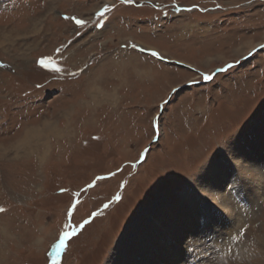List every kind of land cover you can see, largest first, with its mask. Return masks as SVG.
Masks as SVG:
<instances>
[{
  "label": "rangeland",
  "instance_id": "rangeland-1",
  "mask_svg": "<svg viewBox=\"0 0 264 264\" xmlns=\"http://www.w3.org/2000/svg\"><path fill=\"white\" fill-rule=\"evenodd\" d=\"M262 44L264 0H0V264H51L69 225L59 264H134L129 239L209 169L229 188L263 168ZM249 190L232 235L214 223L224 247L186 230L156 264H264V189Z\"/></svg>",
  "mask_w": 264,
  "mask_h": 264
},
{
  "label": "bare ground",
  "instance_id": "bare-ground-1",
  "mask_svg": "<svg viewBox=\"0 0 264 264\" xmlns=\"http://www.w3.org/2000/svg\"><path fill=\"white\" fill-rule=\"evenodd\" d=\"M41 131L42 130H39L38 128H28L24 140L20 141L21 143H24L22 146L24 147L26 145L25 143L28 142V139L36 138L37 140H40ZM241 144L242 143H240L238 151H235V155L238 157H240L239 154L243 153L241 150ZM28 149L29 148H27V150ZM27 150L24 148L22 151L16 149L15 154L20 152L24 153L27 152ZM244 154L249 162L248 153ZM249 165L247 167L244 165L240 167V169L243 167L245 168V170H241L245 178L235 175L236 172H232L233 175H229L227 182L228 184L230 183L229 188L227 187L228 185H226L224 178L222 179L219 168L213 167L209 169L208 176L203 174L202 177L199 178V183L196 186V189L199 191L198 193L186 188L185 192L180 194L181 197H179L176 202L165 203L161 210L158 209V211L154 212L155 214H152V221L148 222L147 227L143 230L140 229V237H131L129 239L131 245L129 250L130 253L123 257L121 256L122 253L118 254L124 258L127 263L133 262L134 259L140 257V259H138L139 261H135L134 264H156V262L158 263L157 259L165 260L166 257L175 254V250H171L173 248L170 247L166 249L164 248V244L168 241H174L177 243L184 236L186 230H188L186 235L188 236V233H190L189 235H191L196 244H198H195V246L200 249L204 244H209L208 242H205L209 236L212 237L211 241L216 242L217 244L221 243L222 247H224L227 243L226 240H229L230 236L226 238L218 236L219 229L215 226V221H217L218 226L221 222L222 225H224L222 231L220 230L221 234L228 233L232 235V230H234L232 224L240 225L245 218L244 214L241 212V210L245 211V207L242 205H244V201L247 199L246 197H248L245 190L251 193L249 185L256 191L264 189V184H262L264 182V179H262L264 178V166L263 168H259L254 162H250ZM249 171L251 172L250 174ZM250 176L252 177L249 179ZM200 195L206 199H204L205 201L203 200L202 204L200 203ZM243 196H245L244 200ZM239 202L242 203V205ZM246 203L249 207V202ZM247 209L248 208H246V210ZM210 215H215L212 219L213 223L210 221ZM202 218H204L203 222ZM225 218L229 219L226 221ZM205 233H207V236L203 237L202 234ZM122 245L125 246L126 243H123ZM234 246L235 243L232 244V247ZM162 248H164L162 252L158 254H156V252L154 253V258L151 254V250H157L158 252ZM227 248H229V245ZM120 264H124V262H121Z\"/></svg>",
  "mask_w": 264,
  "mask_h": 264
},
{
  "label": "snow or ice",
  "instance_id": "snow-or-ice-1",
  "mask_svg": "<svg viewBox=\"0 0 264 264\" xmlns=\"http://www.w3.org/2000/svg\"><path fill=\"white\" fill-rule=\"evenodd\" d=\"M124 3H134V0H124ZM114 8V5L112 6ZM111 9L108 6H104L102 7L98 12H95L94 15L101 18V20L103 19V17H105V15L110 11ZM182 9L179 6H176V11H181ZM188 11H191L192 9H187ZM65 19H71L75 25H77L78 27H86L88 25V21L85 19H81V18H77L75 16L72 17H65ZM107 22H103L101 23L100 20L96 21L93 26H99L101 28H103L105 26ZM79 35V33H78ZM133 47H135V45H133ZM260 48H264V44L260 45ZM57 52H59V49L56 50ZM251 54V53H250ZM153 56H159V53L153 51L152 52ZM39 63L44 67V68H51L52 70L59 72L61 71V69L59 67H57L56 62L51 58H41L39 60ZM233 67V65H227L224 68H219L217 69V73L219 72H225L228 70V68ZM214 74H208L205 73L204 74V79L205 80H211L213 78ZM110 175H115V173H111ZM98 180H102L105 179V177H97ZM88 187H94V185H89ZM61 191H65V190H61ZM79 195V194H77ZM115 199L119 200L120 197L117 195L115 197ZM77 203H79V201H77ZM109 205L105 204L104 207L107 208ZM75 209V206H73V211ZM5 209L4 208H0V212H4ZM95 215H97V213H92V216L95 217ZM90 220H84L83 224L80 226L81 228L83 227V225H86L88 223H90ZM69 227L71 228V231H65L63 232V237L62 239L59 241V243L56 245L55 250L52 252L51 254V258H52V264H59L60 261V251L62 249H64L66 247V241L69 239L70 236L76 235L77 234V230L75 227H72L71 225H69Z\"/></svg>",
  "mask_w": 264,
  "mask_h": 264
},
{
  "label": "water",
  "instance_id": "water-1",
  "mask_svg": "<svg viewBox=\"0 0 264 264\" xmlns=\"http://www.w3.org/2000/svg\"><path fill=\"white\" fill-rule=\"evenodd\" d=\"M60 253H61V251H60Z\"/></svg>",
  "mask_w": 264,
  "mask_h": 264
}]
</instances>
